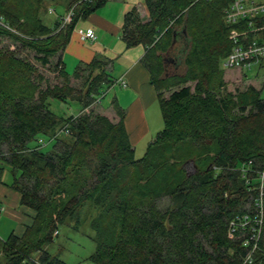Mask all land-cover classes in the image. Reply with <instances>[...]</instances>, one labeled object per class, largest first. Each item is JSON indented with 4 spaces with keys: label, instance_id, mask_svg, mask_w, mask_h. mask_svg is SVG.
Wrapping results in <instances>:
<instances>
[{
    "label": "trees",
    "instance_id": "16d2710c",
    "mask_svg": "<svg viewBox=\"0 0 264 264\" xmlns=\"http://www.w3.org/2000/svg\"><path fill=\"white\" fill-rule=\"evenodd\" d=\"M66 1L77 6L65 27L69 8L48 25L39 13L41 0H0V40L19 44V51L0 45V186L18 192L20 205L34 213L21 237L0 238V264H60L45 249L58 235L54 217L76 213L87 201L118 222L114 244L99 241L97 231L95 252L88 257L93 264H243L249 248L228 231L231 221L249 212L241 206L253 196L238 168L264 160V97L253 87L223 92V63L233 47L229 36L246 29L243 22L224 20L233 0H144L148 20L135 10L125 15L123 41L146 49L142 63L151 73L163 123L139 159L117 102L111 103L114 116L90 108L102 86L113 83L105 63L81 64L70 75L60 58L76 22L108 0ZM22 19L32 20L29 29ZM24 51L53 78L28 55L21 57ZM168 63L174 71H167ZM87 70L90 78L95 71L104 80L93 77L78 92L70 84ZM51 100L76 101L83 111L76 119L59 117ZM183 149L198 156L192 176L180 170L184 177L178 182L172 170L160 178L153 170L146 175L153 185L140 187L136 173L118 186L117 173L160 169L162 151ZM206 155L209 165L202 160ZM162 196L171 204L161 209L156 200ZM259 249L251 264H264V226Z\"/></svg>",
    "mask_w": 264,
    "mask_h": 264
},
{
    "label": "rangeland",
    "instance_id": "374dc122",
    "mask_svg": "<svg viewBox=\"0 0 264 264\" xmlns=\"http://www.w3.org/2000/svg\"><path fill=\"white\" fill-rule=\"evenodd\" d=\"M260 1V0H255ZM73 6H77V4H70L69 1L66 0H41L40 2V10L39 13L41 15L42 20L45 24L50 25L54 19L61 18L62 16H66L69 11L73 9ZM67 11V12H66ZM24 20V19H22ZM32 20L23 22V26L26 25L27 29H29V26H31ZM70 23V22H69ZM68 23V24H69ZM67 24V25H68ZM66 27V25H65ZM25 28V26H24ZM25 29V30H27ZM15 34L19 35L20 33L15 32ZM22 36H27L22 34ZM0 45L2 46H11L15 51H19V44L13 43L7 39L0 40ZM25 55H28V58L37 66L41 72L46 73L47 76L51 79L53 78L54 74L51 73L50 70L41 68L38 66L37 63H35L33 59L32 54H27L24 52H20L21 57H24ZM163 57V55H161ZM69 69V68H68ZM174 66L171 63H168V69L167 71H174ZM178 73H181L182 68L177 69ZM68 73H72L73 70L69 69L67 70ZM88 70L81 74V78L77 80H72L70 86L76 89V91H82L85 92L87 90V82H90L93 80V77L98 78L99 82L104 80L103 76L97 77L98 73L93 71L91 73V78L89 77ZM159 76L163 77V74ZM223 83H224V93H230L232 95H235L238 92H244L247 89L253 87L255 90L261 92V96L264 97V62L256 65H253L250 70H240V69H225L223 71L222 75ZM88 85L91 86V84L88 83ZM103 87V92L101 91V96L95 97L94 101L91 103L90 108L93 109L96 113L100 112L106 115L114 116V111L111 106V97L112 95L109 94L111 90L107 91L106 86ZM172 90L166 91L163 93L164 98H167ZM101 99V100H100ZM100 100V101H99ZM158 107V113L155 114L154 118L156 123L159 124L157 126L158 128H152L151 135L145 138L144 141H142L140 144L137 145V148H135V158L139 159L141 158L145 151L148 143L152 140V138L155 137V133L157 131H160L163 127L162 119L160 116V109L159 105ZM50 109L51 111L59 116L64 118L69 117H75L78 116L79 113L83 111L81 106L76 101H57V100H51L50 102ZM248 113V112H247ZM51 146L46 147L45 150H48ZM174 153V152H173ZM163 154L162 158H165L164 160V167L165 170L161 169L164 167H161L160 169H155L152 167L151 169L145 170V171H139L138 170H131L128 169L126 172H119L115 175L117 177L118 186L125 187L127 182L130 178L135 179V174L137 173L140 175V179L138 180V184L140 187L144 186L145 184L149 183L150 185H153L150 183L153 181L150 178H148L146 175L151 174L153 170H156V175L160 177H165L167 174L166 172L169 170H172L174 172V176L178 178V182L180 180V176L184 177V174H181L179 171L184 170L185 174L188 176H192L195 171V163L198 159V156L195 155V153H187L183 149V151H175L174 154L169 155V151H162L161 155ZM210 157L212 154L209 155ZM206 158V159H204ZM202 160L204 161V164L209 165L207 160L208 155H206ZM203 164V165H204ZM205 165V166H206ZM210 168V167H209ZM7 170V169H6ZM5 170V173L3 174V179L5 183L11 182V179L7 178L9 177V171L7 172ZM224 172H228V170H224ZM145 175V178H143ZM124 178H123V177ZM146 179V181L144 180ZM147 182V183H146ZM15 191V190H13ZM16 192V191H15ZM228 190L225 191L226 194H229ZM18 193V192H17ZM136 199V196L133 198V200ZM148 200H142V204L144 206L148 205ZM170 199L167 198V196L164 198L163 196L161 199L156 200V204L158 207L165 208L169 205V202L171 204ZM251 198H247L245 201H243L242 208H248L250 205ZM149 203L154 204V201L151 199ZM79 208L77 209L76 213L64 215L63 218H56L54 217L55 224L58 227V235L54 236L53 242H51L49 245L46 246V251L49 253L51 257H53L55 260L60 262V264H93L88 260V257L92 255L95 252V248L97 246L96 242L93 241L95 238V235L98 231V240L102 241L104 240L105 243L108 244H114L116 241V236L118 234L116 223L114 216L112 217H104L100 215V208L96 207L92 202L87 201L83 205H79ZM6 220L3 215L0 214V229H3V226L6 223ZM7 228H10L8 226ZM6 228V229H7ZM0 230V231H1ZM10 233V232H9ZM55 235V233H54ZM6 234H4V237ZM38 256V255H36ZM36 256H34L36 258ZM263 264V263H258Z\"/></svg>",
    "mask_w": 264,
    "mask_h": 264
},
{
    "label": "crops",
    "instance_id": "0c3cea01",
    "mask_svg": "<svg viewBox=\"0 0 264 264\" xmlns=\"http://www.w3.org/2000/svg\"><path fill=\"white\" fill-rule=\"evenodd\" d=\"M132 10L137 11L143 21L148 20L144 0L106 1L96 11L76 22L60 58L66 72L93 60L105 63L113 81L105 85L107 91L111 90V103L115 100L124 111V126L129 142L133 148H137L154 132L152 128H158L159 124L154 118L158 113L157 92L149 69L142 63L146 49L141 44L127 47L122 38L125 15ZM88 31L94 33L93 41L84 38ZM263 62L264 59L258 64ZM0 214L7 219L3 229H0L2 239L10 234L21 237L34 216L33 211L20 205V195L4 186H0Z\"/></svg>",
    "mask_w": 264,
    "mask_h": 264
},
{
    "label": "built area",
    "instance_id": "2783aa9c",
    "mask_svg": "<svg viewBox=\"0 0 264 264\" xmlns=\"http://www.w3.org/2000/svg\"><path fill=\"white\" fill-rule=\"evenodd\" d=\"M72 11L63 19L62 26L71 22ZM263 18L264 0H233L228 6L224 14L225 22L229 25L243 22L246 29L231 32L229 38L233 41V47L224 60V69L250 70L264 59V23L258 24V20ZM84 38L93 41L95 36L88 31ZM237 171L253 196L249 212L231 221L228 236L235 238L239 234V238L244 239L249 252L243 264H251L254 254L260 250L259 239L264 226V160L257 166L253 160H248Z\"/></svg>",
    "mask_w": 264,
    "mask_h": 264
},
{
    "label": "flooded vegetation",
    "instance_id": "af4514ba",
    "mask_svg": "<svg viewBox=\"0 0 264 264\" xmlns=\"http://www.w3.org/2000/svg\"><path fill=\"white\" fill-rule=\"evenodd\" d=\"M167 61L171 62V60H170V59H169V60H167Z\"/></svg>",
    "mask_w": 264,
    "mask_h": 264
}]
</instances>
